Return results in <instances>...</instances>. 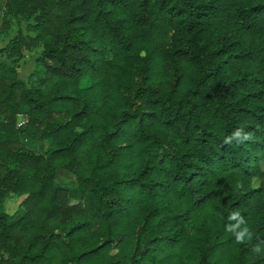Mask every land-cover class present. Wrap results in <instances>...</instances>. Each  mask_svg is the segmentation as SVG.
Here are the masks:
<instances>
[{
    "label": "trees",
    "instance_id": "16d2710c",
    "mask_svg": "<svg viewBox=\"0 0 264 264\" xmlns=\"http://www.w3.org/2000/svg\"><path fill=\"white\" fill-rule=\"evenodd\" d=\"M8 9L0 264H264V0Z\"/></svg>",
    "mask_w": 264,
    "mask_h": 264
},
{
    "label": "rangeland",
    "instance_id": "374dc122",
    "mask_svg": "<svg viewBox=\"0 0 264 264\" xmlns=\"http://www.w3.org/2000/svg\"><path fill=\"white\" fill-rule=\"evenodd\" d=\"M10 0L0 1V50L7 47L9 42L14 38L20 28V25L24 23V20L16 19L12 14L9 13L8 2ZM42 47H38L31 51H26L24 57L18 64L17 72L19 77L23 80H28L31 72H34L38 68L36 59L41 55ZM4 58L3 54L0 52V60ZM27 117L20 115L18 117V126L21 123H26ZM23 124V125H24ZM264 168V166H263ZM75 181V176L68 171H60L57 175L56 183L61 186H71ZM254 184L259 187L260 181L255 180ZM25 197L10 196L5 202V209L9 214H13L19 208L20 203Z\"/></svg>",
    "mask_w": 264,
    "mask_h": 264
},
{
    "label": "built area",
    "instance_id": "2783aa9c",
    "mask_svg": "<svg viewBox=\"0 0 264 264\" xmlns=\"http://www.w3.org/2000/svg\"><path fill=\"white\" fill-rule=\"evenodd\" d=\"M24 123L19 124V126H22Z\"/></svg>",
    "mask_w": 264,
    "mask_h": 264
}]
</instances>
